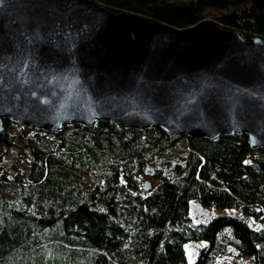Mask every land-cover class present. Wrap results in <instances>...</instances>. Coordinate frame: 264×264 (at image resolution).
<instances>
[{"label":"trees","instance_id":"16d2710c","mask_svg":"<svg viewBox=\"0 0 264 264\" xmlns=\"http://www.w3.org/2000/svg\"><path fill=\"white\" fill-rule=\"evenodd\" d=\"M96 1L175 27L215 9L221 27L264 39V0ZM2 122L0 149L16 151L7 165L0 150V264H187L189 239L204 240L190 264H264V145L251 148L244 132L203 138L106 119L52 132ZM173 146L184 169L170 178L149 163ZM140 175L157 179L154 188ZM192 198L243 217L192 221Z\"/></svg>","mask_w":264,"mask_h":264},{"label":"water","instance_id":"95a60500","mask_svg":"<svg viewBox=\"0 0 264 264\" xmlns=\"http://www.w3.org/2000/svg\"><path fill=\"white\" fill-rule=\"evenodd\" d=\"M3 116L52 132L99 119L203 138L242 131L255 148L264 145V39L96 0H0V131Z\"/></svg>","mask_w":264,"mask_h":264},{"label":"rangeland","instance_id":"374dc122","mask_svg":"<svg viewBox=\"0 0 264 264\" xmlns=\"http://www.w3.org/2000/svg\"><path fill=\"white\" fill-rule=\"evenodd\" d=\"M233 8V7H230ZM206 18H213V14H216L217 10L215 9H207ZM1 150V149H0ZM16 148L11 147L9 149H2L1 153H3L4 163L9 165L12 163L15 155ZM183 158L180 153V149L177 146H173L168 148L165 152H163L157 159L151 161L149 164L152 166H161L164 170L166 177H174L179 175L183 169ZM181 163V165H179ZM18 165H21L18 163ZM140 181H144L148 179L151 182L152 188H154L155 182L157 179L150 175H140ZM139 189L143 190L142 187ZM219 213H232L238 216L243 217L239 212L235 211L233 208L228 206H221L217 204H206L202 203L198 198H192L190 200L188 214L192 221H206L212 216L219 214ZM204 240L202 239H189L185 241V253L187 257V264H190L196 257L200 247L203 245ZM52 246L46 247L45 251L50 252ZM51 253V252H50ZM221 254L218 257H223Z\"/></svg>","mask_w":264,"mask_h":264}]
</instances>
